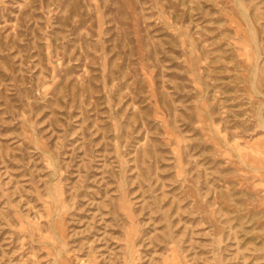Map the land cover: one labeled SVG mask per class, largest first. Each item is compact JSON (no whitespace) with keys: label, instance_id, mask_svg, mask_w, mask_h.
Wrapping results in <instances>:
<instances>
[{"label":"rangeland","instance_id":"1","mask_svg":"<svg viewBox=\"0 0 264 264\" xmlns=\"http://www.w3.org/2000/svg\"><path fill=\"white\" fill-rule=\"evenodd\" d=\"M0 264H264V0H0Z\"/></svg>","mask_w":264,"mask_h":264}]
</instances>
